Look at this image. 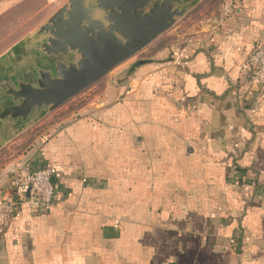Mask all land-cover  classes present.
Returning <instances> with one entry per match:
<instances>
[{"label": "crops", "instance_id": "0c3cea01", "mask_svg": "<svg viewBox=\"0 0 264 264\" xmlns=\"http://www.w3.org/2000/svg\"><path fill=\"white\" fill-rule=\"evenodd\" d=\"M28 2L40 27L68 0H0V17ZM185 7L98 105L0 122V199L32 168L57 189L50 210L18 205L0 264H264V92L247 77L264 0H235L219 25L222 8ZM23 38L0 54V111L2 82L45 65Z\"/></svg>", "mask_w": 264, "mask_h": 264}, {"label": "water", "instance_id": "95a60500", "mask_svg": "<svg viewBox=\"0 0 264 264\" xmlns=\"http://www.w3.org/2000/svg\"><path fill=\"white\" fill-rule=\"evenodd\" d=\"M186 0H68L37 28L44 67L34 79L3 81L0 122L50 114L132 59L187 12Z\"/></svg>", "mask_w": 264, "mask_h": 264}, {"label": "built area", "instance_id": "2783aa9c", "mask_svg": "<svg viewBox=\"0 0 264 264\" xmlns=\"http://www.w3.org/2000/svg\"><path fill=\"white\" fill-rule=\"evenodd\" d=\"M233 2H227L214 21L219 25L231 13ZM249 93L264 92V45L254 47L247 63ZM7 197L0 199V239L10 225L19 204H30L40 210H50L57 189L51 168H32L14 173L9 181Z\"/></svg>", "mask_w": 264, "mask_h": 264}, {"label": "rangeland", "instance_id": "374dc122", "mask_svg": "<svg viewBox=\"0 0 264 264\" xmlns=\"http://www.w3.org/2000/svg\"><path fill=\"white\" fill-rule=\"evenodd\" d=\"M234 1L235 0H206V11L222 8L225 3ZM24 5L23 7L10 10L0 17V54L6 49L17 45L20 39H24L23 37L32 38L37 31L38 22L40 21L38 18H40V15H38L35 4L28 2ZM219 10L221 11V9ZM139 57L138 53L132 59L125 62L123 66L127 67L128 65H132V63H137L140 59ZM115 71L116 69L112 70L106 77L73 98L65 104L66 107H80L88 103L91 105H98L102 97L101 94L105 91L104 88L106 84L117 87L118 81L122 82L126 78L128 79L127 74L117 75Z\"/></svg>", "mask_w": 264, "mask_h": 264}, {"label": "trees", "instance_id": "16d2710c", "mask_svg": "<svg viewBox=\"0 0 264 264\" xmlns=\"http://www.w3.org/2000/svg\"><path fill=\"white\" fill-rule=\"evenodd\" d=\"M143 64H144V62H142V61L135 63V64L132 66V68H131L130 71L133 72V71L136 70L137 68L141 67ZM128 77H129V75H128ZM126 80H127V78H126L124 81H126Z\"/></svg>", "mask_w": 264, "mask_h": 264}]
</instances>
